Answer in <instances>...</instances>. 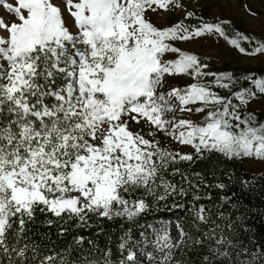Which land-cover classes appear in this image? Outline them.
I'll use <instances>...</instances> for the list:
<instances>
[{
    "label": "snow or ice",
    "instance_id": "1",
    "mask_svg": "<svg viewBox=\"0 0 264 264\" xmlns=\"http://www.w3.org/2000/svg\"><path fill=\"white\" fill-rule=\"evenodd\" d=\"M216 2L0 0V264H264L241 195L264 180V67L181 46L264 65V33L232 34Z\"/></svg>",
    "mask_w": 264,
    "mask_h": 264
},
{
    "label": "rangeland",
    "instance_id": "2",
    "mask_svg": "<svg viewBox=\"0 0 264 264\" xmlns=\"http://www.w3.org/2000/svg\"><path fill=\"white\" fill-rule=\"evenodd\" d=\"M245 6L257 13L256 17L249 15ZM199 10V9H198ZM219 13L221 16L229 17L234 29H230V32L234 34L237 30L244 32L246 35L251 34L259 37L261 33H264V0H217L216 3L211 5L206 14ZM176 19V17H169L168 22ZM190 51L202 54L212 58L218 68H228L235 71H242L244 69H252L259 71L261 67H264L258 61H249L243 56L238 55L223 38L216 37L208 40H200L196 43H188L181 45ZM192 81L186 80L182 83H191ZM252 107L256 108L257 113L264 115V108H261L259 104H253ZM246 169H249V173L253 174L258 166L245 162ZM259 173H256L258 176Z\"/></svg>",
    "mask_w": 264,
    "mask_h": 264
},
{
    "label": "trees",
    "instance_id": "3",
    "mask_svg": "<svg viewBox=\"0 0 264 264\" xmlns=\"http://www.w3.org/2000/svg\"><path fill=\"white\" fill-rule=\"evenodd\" d=\"M214 163V162H210ZM210 164H204L203 167L207 168L210 166ZM231 170L236 171L238 173H243L245 166L243 165H228ZM221 168L225 167V165H220ZM247 175H252L249 172L246 173ZM257 180L259 182H254V186L249 190L245 189L242 195V204L244 207L249 209L252 213V219L254 220V223L257 226H264V180L259 179V175L257 176ZM238 194L239 190H238ZM167 216H170L171 214H165L162 210L157 211L155 214L148 216L145 220L141 221V224H158L161 221L157 219V217L166 218ZM122 222L117 219L115 221H104L103 227L105 229V233H108L111 235V237L114 239L117 236L121 234L123 231V228H128L131 225L128 222H123V228L121 227ZM136 231H139L140 229H135ZM92 230H84V233L82 234H89ZM75 234V231L73 232V235ZM55 239V237H53ZM70 240V237L68 238ZM108 239L107 235L101 234L98 238L97 242L99 245L103 246L104 242ZM57 244L60 246H63L61 241H57Z\"/></svg>",
    "mask_w": 264,
    "mask_h": 264
}]
</instances>
